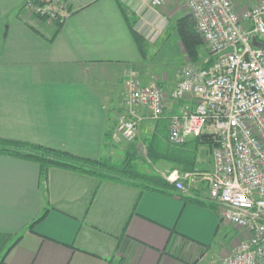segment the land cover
Masks as SVG:
<instances>
[{"label":"crops","instance_id":"crops-1","mask_svg":"<svg viewBox=\"0 0 264 264\" xmlns=\"http://www.w3.org/2000/svg\"><path fill=\"white\" fill-rule=\"evenodd\" d=\"M61 1L68 8L54 38L52 24L25 12L26 0H0V139L112 158L107 134L126 112V82L158 78L170 95L192 64L176 32L191 14L184 0L160 9L152 0ZM232 1L243 9L259 0ZM172 38L183 63L174 78L153 70ZM186 104L169 99L164 121ZM137 115L139 148L159 121L142 106ZM209 166L196 171L211 170L213 155ZM154 168L170 184L160 193L60 168L44 179L39 165L0 156V264H197L214 250L221 264L239 231L220 219L206 185L185 181L181 191L168 180L172 165Z\"/></svg>","mask_w":264,"mask_h":264},{"label":"built area","instance_id":"built-area-1","mask_svg":"<svg viewBox=\"0 0 264 264\" xmlns=\"http://www.w3.org/2000/svg\"><path fill=\"white\" fill-rule=\"evenodd\" d=\"M209 56L208 68L189 64L178 72L176 88L167 95L152 78L125 84V107L112 142L138 137L137 108L150 119H164L169 99L183 105L169 117L168 141L211 137L213 168L168 176L177 189L185 181L206 185L220 219L239 231L238 244L221 264H264V0L240 9L232 0H184ZM168 0H152L157 9ZM67 5L61 0H27L26 12L41 21L63 25Z\"/></svg>","mask_w":264,"mask_h":264},{"label":"trees","instance_id":"trees-1","mask_svg":"<svg viewBox=\"0 0 264 264\" xmlns=\"http://www.w3.org/2000/svg\"><path fill=\"white\" fill-rule=\"evenodd\" d=\"M43 21L46 20L43 19ZM53 26L55 38L63 25L55 22ZM129 28L139 48L144 50L145 40L143 37L134 30L132 23H129ZM176 32L189 62L194 65H202L203 68H208L213 64L214 59L210 56L205 63L201 60V51L206 46L196 30L191 15L184 16L176 22ZM168 132V121L160 120L153 136L145 142L146 157L141 156L137 141L134 140L124 143L127 147L126 154L120 162H114L112 158L108 157L98 161L87 160L66 151L6 139H0V156L21 159L39 165L41 176L44 179H47L51 169L60 168L95 176L101 180L117 181L134 187H142L143 191L160 193L163 189L169 188L170 184L164 177L152 171V167L160 163H167L172 165L173 170H177L176 172L181 175L194 173L196 172L197 155L200 147L207 145L210 152L213 153L216 146L215 141L208 136L190 139L182 146L171 145L168 141ZM112 135L111 132L107 134V142L111 143ZM211 204L215 207L212 202ZM44 217L45 214H42L31 225V228Z\"/></svg>","mask_w":264,"mask_h":264},{"label":"rangeland","instance_id":"rangeland-1","mask_svg":"<svg viewBox=\"0 0 264 264\" xmlns=\"http://www.w3.org/2000/svg\"><path fill=\"white\" fill-rule=\"evenodd\" d=\"M26 2H27V0H26ZM26 2H25L24 7L26 6ZM24 10L26 12V9H24ZM174 43H175L174 38H172L170 40V42L165 45L164 50H166V48H167V50H166L167 52H164L163 55L159 56V59H161V61H159V62H162V64L154 67L155 69H153L160 74L161 73H168L171 78L175 77L176 72L183 65V63H181L178 59V55L176 54L177 53L176 50L174 48L172 49ZM164 50H162V51H164ZM208 57H209V52H208L207 48H203L201 51V60H206ZM163 59H166L164 61V63H163ZM138 135H139V133H138ZM124 143H127V142H124ZM124 143L123 142L120 144L115 143L117 148L114 151V154H113L114 156H112V159L114 162H120L124 159L125 153H126L124 150H126V148H127ZM138 149L140 151L141 156L143 158H145L146 153H147L146 146L141 143ZM210 153L211 152H210L209 146L203 145L200 147L199 153L197 155V157H198L197 167L198 168L204 169L206 167L207 168L210 167L209 164H210V161L212 159V155ZM151 169H152V171H155L154 167H152ZM148 171H150V170H148ZM214 254H215V256H213V253H211V254L207 255L206 257H203L202 259H200L197 262V264H220L219 263L220 259H219V257L216 256V250H214ZM210 255H212L213 257H210Z\"/></svg>","mask_w":264,"mask_h":264},{"label":"water","instance_id":"water-1","mask_svg":"<svg viewBox=\"0 0 264 264\" xmlns=\"http://www.w3.org/2000/svg\"><path fill=\"white\" fill-rule=\"evenodd\" d=\"M253 45L255 46V47H257V48H259V49H264V44H262V43H258V42H254L253 43Z\"/></svg>","mask_w":264,"mask_h":264}]
</instances>
